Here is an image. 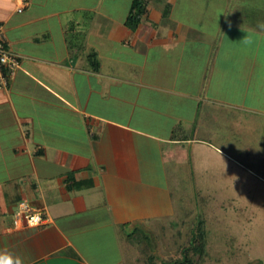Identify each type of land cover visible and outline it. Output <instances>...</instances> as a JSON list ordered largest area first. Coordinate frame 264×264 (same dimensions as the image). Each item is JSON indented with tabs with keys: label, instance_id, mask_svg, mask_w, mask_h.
Listing matches in <instances>:
<instances>
[{
	"label": "crops",
	"instance_id": "1",
	"mask_svg": "<svg viewBox=\"0 0 264 264\" xmlns=\"http://www.w3.org/2000/svg\"><path fill=\"white\" fill-rule=\"evenodd\" d=\"M108 1L26 0L17 12L11 0L0 9L8 48L20 59L0 88V253L22 264H123L122 235L173 213V178L187 170L191 147L245 166L211 140L219 142L222 123L238 120L229 109L264 115L260 28L225 25L208 78L210 60L192 89L177 53L189 41L186 27L164 33L149 3L131 31L130 6L122 12ZM21 202L46 223L15 227Z\"/></svg>",
	"mask_w": 264,
	"mask_h": 264
},
{
	"label": "rangeland",
	"instance_id": "2",
	"mask_svg": "<svg viewBox=\"0 0 264 264\" xmlns=\"http://www.w3.org/2000/svg\"><path fill=\"white\" fill-rule=\"evenodd\" d=\"M131 1L111 0V3L114 9L123 12ZM148 1L151 15L154 16L155 12L160 14L164 33L170 28L178 29L180 25L186 27L182 33L189 41L182 48H177V53L183 50L180 73H186V81L191 76L188 82L192 89L202 66L208 65L225 24L264 20V0ZM81 2L93 4L100 3V0ZM104 4L108 7L109 1L104 0ZM166 5H169L170 17L165 18L162 15ZM10 6L0 9L3 12ZM241 11V18L234 14ZM227 36L221 49L224 61L219 62L224 65L232 55L233 36ZM230 74L225 70L220 76L226 80ZM228 111L234 113L232 117L238 120L222 123L218 132L219 142L211 141L231 157L244 158L240 161L245 166L234 164L208 147L193 145L184 165L187 170L183 173L178 171V176L173 178L176 183L174 191L181 188L178 181H182L190 192L189 215L177 225L165 221H145L134 225L132 228H137L147 237L148 247L140 250L130 264H180L176 260L181 257V249L189 246L199 221H202L204 230V244L201 254L189 253L192 264H264V115H244L237 109ZM246 153L250 154L247 160ZM246 167H251L255 174ZM153 213L158 215L162 211L154 210ZM198 243L195 241L196 245Z\"/></svg>",
	"mask_w": 264,
	"mask_h": 264
},
{
	"label": "trees",
	"instance_id": "3",
	"mask_svg": "<svg viewBox=\"0 0 264 264\" xmlns=\"http://www.w3.org/2000/svg\"><path fill=\"white\" fill-rule=\"evenodd\" d=\"M148 4L149 2L147 0H132L130 8H129V12L128 15L124 21V25L126 28H128L131 31H135L138 26L140 25L143 17L147 14L148 12ZM235 12V10H234ZM169 13V5L165 6V10L163 11V17H167ZM239 13V12H238ZM242 11L240 12V14L234 13L237 16H239V18L242 17ZM263 21H259V22H255V21H250V22H245V21H238L237 23H229V24H238V25H244V26H250L252 28H259L258 25L263 23ZM227 25V24H225ZM217 45H218V39L216 42V45L211 53L210 56V64L207 68V74H206V79L208 78L209 72H210V68H211V63L213 61V58L215 56V53L217 51ZM209 115V120L211 119V112L207 113ZM207 114H203V115H207ZM201 117V112H198V117ZM205 117V116H204ZM228 116H226L227 119ZM199 119V118H198ZM204 120V119H203ZM208 124V123H207ZM177 131L179 132V130L177 129ZM193 132L195 133V130H193ZM190 135L194 137V134ZM177 136H179V134H177ZM182 138V140L187 139V135L186 136H179ZM247 156H249V153H246ZM180 177H184V176H180ZM180 182V186L181 188H179V190L174 191V188L172 187V203H173V213L171 215L165 216L161 219H159L157 222H168L170 225H177L180 224L182 222L183 217H186L189 215L190 211L188 210L189 208V190L188 188H186V185H182L183 182L182 181H178V184ZM204 230L202 228V221H199L197 223V226L192 234L191 237V242L189 244V246L183 247L181 249V257L179 259L176 260V263H180V264H192L191 260H190V256L189 253L190 252H199V254L202 253V249H203V244H204ZM147 237L141 233L137 228H134L131 232L126 233V235H122V250H123V256H124V262L123 264H130V260L133 259L139 254L140 250H146L148 247V243H147ZM195 241L199 242L197 245L195 244ZM144 245V246H143ZM137 254V255H136ZM169 264H175V263H169Z\"/></svg>",
	"mask_w": 264,
	"mask_h": 264
},
{
	"label": "built area",
	"instance_id": "4",
	"mask_svg": "<svg viewBox=\"0 0 264 264\" xmlns=\"http://www.w3.org/2000/svg\"><path fill=\"white\" fill-rule=\"evenodd\" d=\"M26 5V0H23L22 6L17 4L16 0V11H23ZM19 67V56L10 52L5 27L0 23V88L9 86L14 80L15 73ZM45 221L46 219L42 212L31 209L24 202L18 205L14 214L15 227H37L44 225Z\"/></svg>",
	"mask_w": 264,
	"mask_h": 264
},
{
	"label": "clouds",
	"instance_id": "5",
	"mask_svg": "<svg viewBox=\"0 0 264 264\" xmlns=\"http://www.w3.org/2000/svg\"><path fill=\"white\" fill-rule=\"evenodd\" d=\"M23 0H17V4L22 6ZM11 4V0H0V7L8 6ZM258 27L264 31V23L258 25ZM245 44H251L252 40L249 36L243 39ZM0 264H22L20 257H14L12 254L4 252L0 253Z\"/></svg>",
	"mask_w": 264,
	"mask_h": 264
}]
</instances>
